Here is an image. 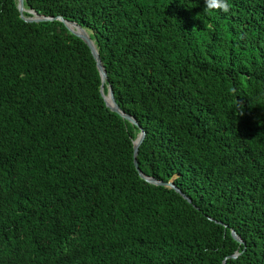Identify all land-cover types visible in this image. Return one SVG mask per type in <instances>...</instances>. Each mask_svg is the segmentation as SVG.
Here are the masks:
<instances>
[{
    "label": "trees",
    "instance_id": "trees-1",
    "mask_svg": "<svg viewBox=\"0 0 264 264\" xmlns=\"http://www.w3.org/2000/svg\"><path fill=\"white\" fill-rule=\"evenodd\" d=\"M227 2L24 0L135 125L0 0V264H264V0Z\"/></svg>",
    "mask_w": 264,
    "mask_h": 264
},
{
    "label": "water",
    "instance_id": "water-1",
    "mask_svg": "<svg viewBox=\"0 0 264 264\" xmlns=\"http://www.w3.org/2000/svg\"><path fill=\"white\" fill-rule=\"evenodd\" d=\"M16 1H17V8L19 10L20 17H22L24 20H26V21H41V20L58 19V20L62 21L72 33H74L76 36L81 38L88 45V47L92 53V56L95 60L96 67L99 71L98 74L101 77L100 93H101L106 105L112 111L118 113L119 115H121L123 118H125L126 120H128L132 124L138 125L137 120L132 115L126 113L124 110H122L119 107V105L117 104V102L115 100L114 93H113V90H112L110 84L107 86V92H104V82L107 79L106 70L101 63L98 48H97L94 40L90 37L89 32L84 27H82L80 24H78L77 22L72 21V20H67V19L63 18L61 15H57V16L39 15L33 9H26L24 6V0H16ZM23 11H28L29 13H31V16H29V17L24 16ZM144 135H145V131L142 128H140L139 133L137 134L136 138L133 140V163L135 165V168L138 170L140 176L150 183L164 185L166 187L174 188L184 198H186L188 201H190V198H188L183 192H181L180 189L176 187V185L174 184V182L172 180H169V181L158 180L152 176H147L141 172V170L139 169V166H138L136 156L138 153V147H139L140 143L142 142ZM231 234L237 241H239V242L242 241L241 238L235 233L234 230H231ZM236 256H237V253H234L231 255V257H236ZM223 264H226L225 260H223Z\"/></svg>",
    "mask_w": 264,
    "mask_h": 264
},
{
    "label": "clouds",
    "instance_id": "clouds-1",
    "mask_svg": "<svg viewBox=\"0 0 264 264\" xmlns=\"http://www.w3.org/2000/svg\"><path fill=\"white\" fill-rule=\"evenodd\" d=\"M205 7L216 9L218 11L228 12L229 6L227 0H205ZM243 114V105H238L237 115Z\"/></svg>",
    "mask_w": 264,
    "mask_h": 264
}]
</instances>
